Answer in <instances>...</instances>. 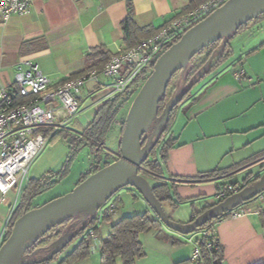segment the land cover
<instances>
[{"label":"crops","instance_id":"crops-1","mask_svg":"<svg viewBox=\"0 0 264 264\" xmlns=\"http://www.w3.org/2000/svg\"><path fill=\"white\" fill-rule=\"evenodd\" d=\"M190 1L35 0L26 15L12 16L6 23L0 22V89L14 87L17 66L23 59L36 64L53 84L66 80L84 69L85 56L91 49L102 46L112 54L116 49L123 48L121 23L127 17L129 8L138 27L159 29L179 15ZM227 39L230 53L222 59ZM207 64L211 65V69L195 82L210 73L211 79L201 86L195 96L178 107L175 120L164 135V138L171 136L177 140L166 161L161 163L163 181L169 186L174 185L172 193L175 194L177 207L172 209L165 205L163 208L170 209L171 213L167 216L181 224L189 223L196 213L218 203V185L236 184L241 188L251 185L256 177L264 173V156L260 155L264 151V19L250 23L231 38L229 35L223 38ZM85 90L79 101L77 118L67 124V130L71 128L75 134L90 124L102 97L91 82L86 83ZM181 92L176 91L169 104L178 99ZM195 97L197 99L192 101ZM239 118L242 120L239 128H228L233 120ZM162 124L163 119L152 132L146 129L145 137L151 143L158 137ZM119 133L118 127L117 144ZM208 140H216L213 141V149L200 145ZM226 159L228 165L220 167ZM239 164L244 165L226 175L201 179L208 171L228 169ZM238 176L242 177L237 181L235 178ZM18 196L16 189H12L3 200L0 195V243L11 204L14 199L17 203ZM242 207L251 212L237 219H222L214 225L222 248L223 264H262L264 206L256 198ZM144 209L155 218L150 209ZM123 216L113 219L110 227ZM82 217L92 218L89 215ZM82 217L68 224L61 233L56 231L53 246L47 251L54 248L58 239H68L76 233L78 227L84 224ZM100 225L101 222L98 228ZM161 234L156 232L149 239L152 250L161 255L154 264L191 262L193 244L182 242L168 233L162 234L165 238ZM80 239L77 237L73 247L65 250L54 264L71 252ZM94 252L86 260L75 264H99V249L98 254ZM31 257L33 255L26 256L25 260Z\"/></svg>","mask_w":264,"mask_h":264},{"label":"trees","instance_id":"trees-1","mask_svg":"<svg viewBox=\"0 0 264 264\" xmlns=\"http://www.w3.org/2000/svg\"><path fill=\"white\" fill-rule=\"evenodd\" d=\"M204 1L206 0H191L186 5V7H184L181 10L180 14H184L195 9ZM261 19H264V14L259 16L255 20H252L249 23L241 26L237 31L232 32L229 35V38H231L233 35L242 32L244 29H246V27L250 23ZM121 31L123 34V39H122L123 49H130L131 47L136 45L139 41L154 35L158 31V29H153L148 27L147 28L138 27L133 20V15L131 9L129 8L127 17L121 23ZM179 39L180 38H177L175 42H177ZM222 41L223 39H220L219 41L213 43L208 48L203 49L199 54L196 55V56H201L203 54H206L207 56L206 59H204V61L200 64V67L201 66L203 67L204 63L207 62L208 58L211 56L210 54H212V52L220 45ZM224 47H225L224 49L225 53L222 59H226L230 53L228 50L229 49L228 39L226 40ZM110 56L111 53L105 47L100 46L91 49L90 52L85 56L84 69L78 73L71 75L68 79L76 78L90 71L100 72L104 67L105 63L110 58ZM218 62H220V60ZM152 68L153 65L143 70L140 73V75L136 77V79L129 87V89L133 87V90L130 93H128L127 91L126 93L118 95L117 97L111 100L102 102L98 106L90 124L80 133L74 134V136L72 137L71 139L72 143L75 142L77 146L89 145L97 153L95 162L90 166V168L84 174L80 176L78 184L82 183L90 176L109 167L113 162L117 161L115 159L109 161L108 160L109 155L107 152H105V159L102 160V158L99 156V153L102 152V150H105V138L108 135L109 131L111 130L113 124L115 123L119 124V128H120L119 135L121 136V132L124 126V119L126 115L124 116V118L120 119L119 121V119H117L119 113L131 99L133 100L136 93L143 84L144 80L147 78L148 72L152 71ZM180 72L181 71L177 72L173 76L167 89L160 96V99L156 105V108L154 110V113L151 117V120L147 128L150 132H152L155 129L156 125L161 121V119H163V124L158 137L154 140L151 147H149V144L151 142L149 141L147 136L142 142L141 148L144 149V152L141 156V163L139 169V174L141 176L146 178L149 182L152 181L154 183L153 185H151V189L155 198L160 202L162 206L167 205L172 209L177 207V203L174 200L175 194L172 193L174 190V185L169 186L165 181H163V177H162L163 171H162L161 163L166 161L169 151L173 149V147L177 143L176 138H173L171 136H167L166 138H164V135H166L169 129L171 128L175 120L178 107L188 97V90H187L184 91L178 99L168 104L169 100L172 97V93L170 89L171 83L174 81V79ZM14 94L15 95L17 94L16 90H14ZM197 97L193 98L192 101H195ZM16 100L19 103L26 102L25 98L20 96H17ZM58 134H67V133L61 132V133H57L56 135ZM56 135L52 136L49 142H51L56 137ZM118 154H119V142H118ZM260 155L264 156V151ZM242 165L244 164H239L228 169H214L212 171H208L202 175L201 179H211L226 175L229 171L239 168ZM64 171L65 169L62 170L60 175H57V179L62 177ZM50 178L51 177L43 176L41 178H37V179L32 178L26 181V184L24 185V187L21 188L19 192L17 203L15 204V207L5 226L2 242L10 234L14 222L26 212L36 208L35 206H33V199L39 196L41 193L50 189L53 186V184L56 183V180L53 181L52 179L50 180ZM258 179L259 177H256L252 181L251 185L256 183ZM223 185L224 184H220L219 186H223ZM251 185L242 186L241 188L239 187L238 189L241 190ZM234 186L237 185L234 184ZM231 195L233 194L229 193L227 197ZM260 195L264 196V192L261 193ZM223 200H219L218 203ZM112 202L116 208L120 203V200L118 198H115L113 199ZM206 209L208 208H205L201 212L196 213L193 216L192 220H194L198 215H200ZM262 214L264 215V212H262ZM109 218H110L109 215H105L102 218L101 222L109 220ZM226 218H228V213L223 214L221 217L217 219L211 220L210 222L206 223L199 229H196L195 231L192 232L194 233L198 231H205L206 233V235L201 241L204 264H223L222 248L219 243L218 236L215 234L214 225L218 221ZM95 219L96 218L93 216L92 218L86 219L84 224L78 227V231L76 233L72 234L70 238H68L66 241H63L58 247L48 252L47 249H48V245H50V238L47 236L50 232H52L56 228L55 227L54 229L46 233L43 237L38 239L35 242V244L25 252L27 253V256L33 255V257H31L28 260L22 261L19 264H52L53 262L59 260L62 253L64 252V249L69 245L70 242H73L77 237H81L79 242L75 245V247L72 249L71 252L64 255V257L58 262V264H75L77 262L86 260L91 254L90 247L92 245V239L89 236H85V235L87 230L92 227H93L94 236L98 234V226L95 227L94 225ZM161 225L162 224L160 223V221L156 217L155 218L151 217L147 211L142 214L123 216L121 219H119L117 222L111 225L110 232L106 235L105 238H102L100 240L99 248H98L99 260H100L99 264H135V261L137 259H140L145 255V252L143 250V245L140 239L141 234L146 233L151 229L160 228ZM160 236L165 238V236L162 234ZM207 242L211 243V248L209 250L205 249V244ZM187 263L188 261H182L176 264H187ZM262 264H264V262Z\"/></svg>","mask_w":264,"mask_h":264},{"label":"built area","instance_id":"built-area-1","mask_svg":"<svg viewBox=\"0 0 264 264\" xmlns=\"http://www.w3.org/2000/svg\"><path fill=\"white\" fill-rule=\"evenodd\" d=\"M34 1L0 0V22L6 23L12 16L26 15ZM228 1L230 0H206L195 9L166 22L154 35L139 41L130 49H116L100 72L90 71L76 78L53 84L39 71L36 64L23 59L17 66L14 87L0 89V195L2 200L12 189H16L17 193L20 192L27 181V170L43 145L52 136L66 131L67 124L76 118L79 101L86 91V83H93L102 93L98 102L100 104L126 93L136 77L143 70L154 65L158 57L171 46L170 44H174L177 38ZM14 90L17 92L16 95ZM17 96L25 98L26 102L19 103L16 100ZM150 146L152 143L149 144ZM237 191H239L238 187L232 184L218 185L216 196L219 200H223L229 193L234 194ZM258 199L264 206V196L260 195ZM114 209L113 202H107L100 207L94 216L95 227ZM250 212L241 205L228 212V217L237 219ZM205 235V231H198L190 234L186 239L187 243L193 244L190 255V261L193 264H204L201 241ZM85 236H89L92 241L96 239L93 227L87 230ZM98 248L97 245H91V253ZM210 248L211 243L207 242L205 249Z\"/></svg>","mask_w":264,"mask_h":264},{"label":"water","instance_id":"water-1","mask_svg":"<svg viewBox=\"0 0 264 264\" xmlns=\"http://www.w3.org/2000/svg\"><path fill=\"white\" fill-rule=\"evenodd\" d=\"M264 14V0H230L184 33L155 61L152 71L133 98L124 119L119 140V158L96 180L78 184L68 194L36 207L13 224L10 234L0 245V264H19L25 252L50 230L76 216L97 211L119 190L131 186L144 198L152 213L170 231L189 235L211 220L221 217L264 192V173L253 185L241 189L209 207L189 223L172 221L152 193L149 181L139 174L141 144L160 96L173 76L203 49L237 31L241 26ZM151 147V146H150ZM149 148V147H148ZM100 172V171H99ZM97 174V173H96ZM95 175V174H94ZM65 238L55 243L58 247Z\"/></svg>","mask_w":264,"mask_h":264},{"label":"rangeland","instance_id":"rangeland-1","mask_svg":"<svg viewBox=\"0 0 264 264\" xmlns=\"http://www.w3.org/2000/svg\"><path fill=\"white\" fill-rule=\"evenodd\" d=\"M206 57H207L206 54H203L201 56H196L186 66L185 69H183L180 73H178V75L176 76V78L174 79V81L171 83L170 86L172 96L176 91L178 92L182 91L181 92L182 94L184 91L188 90V97L185 100L187 101L190 97L195 96V94L200 90L201 86L204 83L208 82L211 79L212 73L208 74L207 76H205V78L199 80L198 82H195V80L198 77H201L211 69V65L208 66L207 64L208 60L207 62L204 63L203 67L202 66L200 67V64L204 61V59H206ZM150 72H148V75L150 74ZM100 79H102V77H100ZM132 90L133 87L128 90V93H130ZM131 100L120 111L119 116L117 118L119 119V121L120 119L124 118V116L127 114ZM84 107L85 105L83 106V108ZM241 122H242L241 118L233 120V122H231L228 125L229 126L228 128H239L241 126ZM118 127H119L118 123L113 124L111 130L109 131L108 135L105 138V150H102V152L99 153V156L102 158V160L105 159V152H107L109 155L108 157L109 161L114 159L117 160L119 158L118 144L116 142ZM61 132H65V131H61ZM65 133L67 134H58L51 142H46L27 170V179L28 178L37 179L43 176L44 177L47 176V177H51L50 180L51 179L53 181L56 180V183L53 184V186L50 189L41 193L39 196L33 199V206L35 207L42 206L43 204L53 199L64 196L69 192H71L78 185L80 176L84 174L96 160L97 153L89 145L77 146L75 142L74 143L71 142V139L75 134L74 131L71 130V128H68V130ZM118 137L120 139V135H118ZM213 141L216 140H208L200 145L205 146L206 149H213V147L215 146ZM228 162L229 161L227 159L225 161H222L220 163V167L227 166ZM110 167L111 166H109V168ZM63 169H65L64 174L62 175L61 178L57 179V175H60ZM241 177L242 176H238L235 178V180L238 181L239 179H241ZM149 183L152 184L153 182L150 181ZM115 198H118L120 200V203L114 209V213L110 214V219L101 222V225L98 228V234L95 236L96 239L92 241L93 246L96 245L99 246L100 240L106 237L107 231L110 227V223L112 222L113 219L115 220L116 218L121 217L123 215H133L135 213L142 214L145 212L144 209L145 207L147 209H150L146 201L144 200L143 196L135 188L131 186H127L119 190L108 201V203L112 202L113 199ZM14 200L11 204V209L14 203H16L14 202ZM250 201L242 205L244 206L248 204ZM97 212L98 211H94L86 215L94 217L96 216ZM165 212H168L166 213L167 215L171 213L170 209L168 208H165ZM78 219L80 218L79 217L76 219L72 218L67 223H63L62 226H57L52 232H50L47 236L50 238V245H48V249L49 247L53 246L54 243L53 239L57 235L56 231H60L61 233V230H64V228L68 224H71L72 221H76ZM81 219L86 221L85 218H81ZM156 232H160L162 234L168 233L174 237H177L182 242H185L186 239L190 236V234L181 235L173 231H170L164 225H161L160 228L151 229L150 231L141 234L140 239L143 244V250L145 252V255L144 257L137 259L135 262L136 264H154V261L161 256L157 254L155 250H152L150 245L151 240L149 239H151L150 237H152V235H154V233ZM76 242L77 241H73V243L70 242L69 245L64 249V252L65 250L69 251V249L73 247L72 244H75ZM95 253L98 254V249L96 252H94V254ZM91 255H93V253L90 254L89 256ZM26 256L27 253H25L21 259H25ZM54 263L57 262H53L52 264ZM187 264H192V263L188 262Z\"/></svg>","mask_w":264,"mask_h":264},{"label":"bare ground","instance_id":"bare-ground-1","mask_svg":"<svg viewBox=\"0 0 264 264\" xmlns=\"http://www.w3.org/2000/svg\"><path fill=\"white\" fill-rule=\"evenodd\" d=\"M108 169H109V167L108 168H105V169H103V170H101L100 172H98L97 174H95V175H93L90 179L91 180H96V179H98L100 176H102V175H104L107 171H108ZM18 263V258H16L13 262H12V264H17Z\"/></svg>","mask_w":264,"mask_h":264}]
</instances>
